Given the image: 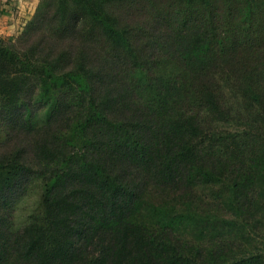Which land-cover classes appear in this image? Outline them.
I'll list each match as a JSON object with an SVG mask.
<instances>
[{
    "label": "trees",
    "instance_id": "obj_1",
    "mask_svg": "<svg viewBox=\"0 0 264 264\" xmlns=\"http://www.w3.org/2000/svg\"><path fill=\"white\" fill-rule=\"evenodd\" d=\"M32 15L0 36V264H264V0ZM34 178L42 217L10 231Z\"/></svg>",
    "mask_w": 264,
    "mask_h": 264
},
{
    "label": "rangeland",
    "instance_id": "obj_2",
    "mask_svg": "<svg viewBox=\"0 0 264 264\" xmlns=\"http://www.w3.org/2000/svg\"><path fill=\"white\" fill-rule=\"evenodd\" d=\"M40 1L41 0H39V2ZM30 10H26V12L29 11L30 13H27L28 16L24 17V25H22L19 34L17 33L16 35H9V36L1 34V36L7 38H15V37L17 38L24 30L28 21L33 16L32 14L34 10L33 12H31ZM3 125H4V121L0 116V131H4ZM74 127L75 126L72 125L66 130L60 131L59 138L64 139L66 141L68 140L72 141L74 139V133H75ZM23 187L24 188L21 195L8 205L7 221L10 231L19 229L26 223L40 221L39 218L42 217V214L39 212L41 197H42L41 180L38 178H34L30 180L28 183H26ZM197 192H199V195H201V197L198 198L195 203H196V207L200 208V210L213 213V211L217 209L219 203L220 205H222L221 197L222 196L224 197V195L221 192L220 188L218 189L214 188V190H208V189L203 190L201 188ZM220 207L222 208V206ZM228 215H230V211L228 210V208L226 213L223 212L222 214H220V216H228ZM214 236L215 233L209 232L208 235L204 237V239L208 238L207 240H209L214 238ZM207 240H205V242H208ZM13 262H14V258L11 257L8 259L7 264H13Z\"/></svg>",
    "mask_w": 264,
    "mask_h": 264
},
{
    "label": "crops",
    "instance_id": "obj_3",
    "mask_svg": "<svg viewBox=\"0 0 264 264\" xmlns=\"http://www.w3.org/2000/svg\"><path fill=\"white\" fill-rule=\"evenodd\" d=\"M38 0H0V36L16 35L24 25L26 10H33Z\"/></svg>",
    "mask_w": 264,
    "mask_h": 264
}]
</instances>
